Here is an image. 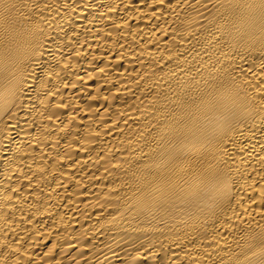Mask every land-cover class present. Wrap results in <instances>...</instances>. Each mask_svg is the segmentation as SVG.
Returning <instances> with one entry per match:
<instances>
[{"label": "bare ground", "instance_id": "bare-ground-1", "mask_svg": "<svg viewBox=\"0 0 264 264\" xmlns=\"http://www.w3.org/2000/svg\"><path fill=\"white\" fill-rule=\"evenodd\" d=\"M0 264H264V0H0Z\"/></svg>", "mask_w": 264, "mask_h": 264}]
</instances>
